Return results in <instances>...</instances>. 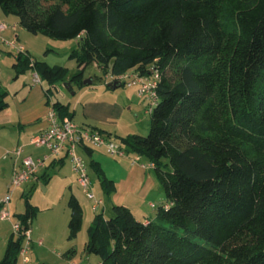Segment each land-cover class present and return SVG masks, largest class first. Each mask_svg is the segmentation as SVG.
Segmentation results:
<instances>
[{
  "label": "trees",
  "instance_id": "trees-1",
  "mask_svg": "<svg viewBox=\"0 0 264 264\" xmlns=\"http://www.w3.org/2000/svg\"><path fill=\"white\" fill-rule=\"evenodd\" d=\"M0 11L34 34L78 40L71 53L78 69L66 83L75 92L91 64L114 75L159 70L148 135L111 138L99 130L152 163L167 203L147 221L126 205H114L108 218L98 212L86 250L99 264H264V0H0ZM15 56L17 73L38 72L48 103L72 118L70 102L53 99L67 67L28 50ZM8 95L0 82V111ZM82 151L103 190L113 193L115 181L94 148ZM68 205L73 238L84 208L75 194ZM38 211L27 198L15 214L22 228L10 235L0 264H17L23 231Z\"/></svg>",
  "mask_w": 264,
  "mask_h": 264
},
{
  "label": "crops",
  "instance_id": "crops-1",
  "mask_svg": "<svg viewBox=\"0 0 264 264\" xmlns=\"http://www.w3.org/2000/svg\"><path fill=\"white\" fill-rule=\"evenodd\" d=\"M0 21L7 23V28L2 32L1 37L6 42L0 38V82L5 87L8 84L5 70L8 69L10 64L7 59V53H11L8 49L10 47L15 50L7 44V40H21L22 36L26 35L25 31L27 29L20 24L18 17L12 18L11 15H7L2 11H0ZM28 48L26 45L25 49L30 52L31 49L29 50ZM15 58L14 54L12 67H14ZM26 84L28 83L26 82L22 87L21 85L15 86L16 93L13 95L12 89L5 87L9 92V105L0 111V185L3 183L8 185L15 170L21 168L23 156L41 157L49 153L48 148L45 149L42 148L44 146L33 144L32 139L49 128V113L54 108L48 103L49 97L46 95L45 84L42 79L41 82L32 80L29 85ZM121 87L112 88L109 83L105 82L100 85L89 84L82 88H77L78 90L74 93L73 99L62 98L65 102H70L71 111L74 112L73 117H61L58 114L59 119L62 120L65 117H69L80 126L107 131L111 134V138L139 133L138 125L143 120L139 118L138 113L143 106L147 105L148 100L147 102L144 100L146 97L138 92L137 87L126 85V87L120 89ZM18 148H22V156L15 154V150ZM82 149L80 153L86 159ZM107 154L104 148H94L93 158L101 163L105 174L113 179L116 184V189L111 194H107L103 188L97 192V195L104 200L100 210L93 209V201L86 195L87 193L85 194L86 191L79 183L68 158L65 162H59L57 157L60 156H52L46 167L41 169L37 177L31 181L43 177L45 172L49 173L50 168L59 172L69 162L70 168L74 173V178L70 176L67 181V186L70 187L69 198L72 194L78 197L84 208V223L87 222V225H90V220H93L88 207L95 213L103 212L106 218L112 215L114 205H126L143 221L154 217L159 205L167 203V196L152 172L151 165L145 159H139L134 155L126 154L122 157H115L109 154V156H106ZM12 155H15L16 158H13V161L8 160L10 156L13 157ZM5 161V166H2ZM52 161L54 162L52 163ZM86 161L88 163L87 159ZM91 170L89 167V173ZM52 177L51 175L50 179ZM91 179V186L94 191V181L92 177ZM11 200L12 196L9 203L5 205L9 210ZM5 206H2V208ZM86 211L88 212L87 214L85 213ZM10 212L12 213V218L8 220H12L14 225V222L18 220L11 210ZM31 230L32 236L34 229L31 228ZM9 237L10 235L8 234L5 239H9ZM41 243L42 240L39 241V245Z\"/></svg>",
  "mask_w": 264,
  "mask_h": 264
},
{
  "label": "rangeland",
  "instance_id": "rangeland-1",
  "mask_svg": "<svg viewBox=\"0 0 264 264\" xmlns=\"http://www.w3.org/2000/svg\"><path fill=\"white\" fill-rule=\"evenodd\" d=\"M10 15L12 18H17L16 15ZM25 34L21 40H14L19 46L25 48L27 45L28 49H31L30 53L38 60H44L51 65H62L68 69L65 79L58 81L59 91L55 92L53 97L57 98L60 96L63 99H73L74 94L72 92L74 90H70V86L66 83L78 69L77 60L71 57L72 50L78 45V40L54 39L44 33L34 34L28 30L25 31ZM8 50L11 53H7V59L10 64L8 63V69L5 70L6 81H8L5 87L12 89L13 95L16 93L15 86L21 85L22 87L26 82L28 83L26 85L31 83L35 71L28 68L18 74L16 69L12 67L14 54L18 52V49L13 50L9 47ZM106 75L102 68L96 64L89 65L85 70V79L98 77L94 85L105 83ZM124 87L126 86H122L120 89ZM144 100L147 102L148 99L145 98ZM138 114L139 118L143 120L138 125L139 133L148 135L151 113L147 112V105L143 106ZM42 148L47 149L46 147ZM12 156L8 160L13 161L16 158L15 155ZM106 156L109 155L107 154ZM86 159L89 160L87 156ZM5 163L6 161L3 165L1 163V165L5 166ZM70 166V163L67 162L59 172L50 168L49 173L53 177L48 181L41 177L35 181L25 183L21 187L11 186V181L8 183L9 187L6 183L0 185V202L4 201L8 194H11L12 200L9 208L14 214L25 211L27 198L32 204L39 207L38 214L31 224L34 233L32 235L31 248L28 251V255L31 258L28 264H99L100 262V257L97 254L86 250L90 225H87V222L84 223L85 220L79 233L73 238L69 237V216L71 213L68 205L70 187L67 186V181L68 177L74 175ZM90 173L94 181V192L97 195V192L102 189L101 182L93 169ZM88 209L92 219H94L97 213L89 207ZM85 213L87 214L88 212L86 211ZM92 221L90 220V224ZM13 232V221H3L0 218V261L4 257L7 247L8 238L5 239V237H8V234L11 235ZM40 240H42V243L39 245ZM17 264H27L24 262L22 254L19 255Z\"/></svg>",
  "mask_w": 264,
  "mask_h": 264
},
{
  "label": "built area",
  "instance_id": "built-area-1",
  "mask_svg": "<svg viewBox=\"0 0 264 264\" xmlns=\"http://www.w3.org/2000/svg\"><path fill=\"white\" fill-rule=\"evenodd\" d=\"M7 23L0 21V38L2 32L6 30ZM6 42L4 38H1ZM14 49L18 52L25 51L23 46H19L16 41H8ZM160 78L159 70L155 66H151L148 74H143L137 68L131 69L129 72L121 75H114L109 72L106 75V83L120 82L127 86L137 87L138 92L148 99L147 112L152 113L156 98L157 86ZM34 82H41V77L38 72L33 74ZM50 126L40 134L34 136L32 143L37 146H44L48 148L49 153L41 157H33L26 155L22 157L21 168L15 170L11 179V186L18 187L29 182L37 177L41 169L45 168L52 156H61L66 154L71 162L72 169L77 175L78 181L85 189L88 197L93 201V209L100 210L104 204V200L98 197L92 190V179L89 173V166L86 159L80 153V150L85 146L92 148H104L106 152L115 157H122L127 154L126 150L115 140L105 136L100 130L80 126L71 118L65 117L60 120L58 113L52 109L49 113ZM22 148L15 150L17 156H22ZM152 166V163L150 164ZM11 199V194H8L3 202V206L7 205ZM0 218L8 220L12 218V213L5 206L0 210ZM14 231L21 230L20 222H14ZM26 235V242L21 250L23 260L25 263L30 262L28 251L31 248L32 230L28 228L23 231Z\"/></svg>",
  "mask_w": 264,
  "mask_h": 264
},
{
  "label": "water",
  "instance_id": "water-1",
  "mask_svg": "<svg viewBox=\"0 0 264 264\" xmlns=\"http://www.w3.org/2000/svg\"><path fill=\"white\" fill-rule=\"evenodd\" d=\"M92 82H93V80L91 78L84 79V84L85 85L92 84ZM109 86L112 87V88H118V87H121L122 84L120 82H114V83H109ZM74 93H75V91L72 92V94H74Z\"/></svg>",
  "mask_w": 264,
  "mask_h": 264
}]
</instances>
